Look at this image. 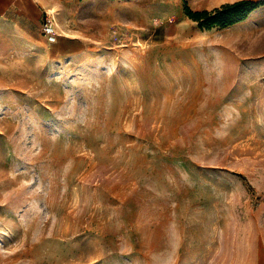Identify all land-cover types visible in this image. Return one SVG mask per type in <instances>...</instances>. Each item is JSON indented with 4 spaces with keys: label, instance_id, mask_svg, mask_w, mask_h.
<instances>
[{
    "label": "rangeland",
    "instance_id": "374dc122",
    "mask_svg": "<svg viewBox=\"0 0 264 264\" xmlns=\"http://www.w3.org/2000/svg\"><path fill=\"white\" fill-rule=\"evenodd\" d=\"M237 1L67 0L0 56V264H264V4L184 14Z\"/></svg>",
    "mask_w": 264,
    "mask_h": 264
},
{
    "label": "crops",
    "instance_id": "0c3cea01",
    "mask_svg": "<svg viewBox=\"0 0 264 264\" xmlns=\"http://www.w3.org/2000/svg\"><path fill=\"white\" fill-rule=\"evenodd\" d=\"M66 1L0 0V56L6 52L34 51L45 15H53L56 32L57 27L62 29ZM260 255L264 260V252Z\"/></svg>",
    "mask_w": 264,
    "mask_h": 264
},
{
    "label": "trees",
    "instance_id": "16d2710c",
    "mask_svg": "<svg viewBox=\"0 0 264 264\" xmlns=\"http://www.w3.org/2000/svg\"><path fill=\"white\" fill-rule=\"evenodd\" d=\"M262 4L264 2L254 3L248 0H241L224 4L211 11H192L185 7L184 14L189 20L196 23L200 29H225L245 21Z\"/></svg>",
    "mask_w": 264,
    "mask_h": 264
},
{
    "label": "built area",
    "instance_id": "2783aa9c",
    "mask_svg": "<svg viewBox=\"0 0 264 264\" xmlns=\"http://www.w3.org/2000/svg\"><path fill=\"white\" fill-rule=\"evenodd\" d=\"M41 32L49 45H53L57 42V32L53 20L48 15H45Z\"/></svg>",
    "mask_w": 264,
    "mask_h": 264
},
{
    "label": "bare ground",
    "instance_id": "6f19581e",
    "mask_svg": "<svg viewBox=\"0 0 264 264\" xmlns=\"http://www.w3.org/2000/svg\"><path fill=\"white\" fill-rule=\"evenodd\" d=\"M60 44V43H59ZM59 50V49H58Z\"/></svg>",
    "mask_w": 264,
    "mask_h": 264
}]
</instances>
